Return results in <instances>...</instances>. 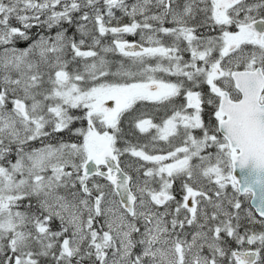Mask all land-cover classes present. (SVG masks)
Masks as SVG:
<instances>
[{"label":"snow or ice","instance_id":"1","mask_svg":"<svg viewBox=\"0 0 264 264\" xmlns=\"http://www.w3.org/2000/svg\"><path fill=\"white\" fill-rule=\"evenodd\" d=\"M0 264H264V0H0Z\"/></svg>","mask_w":264,"mask_h":264},{"label":"rangeland","instance_id":"2","mask_svg":"<svg viewBox=\"0 0 264 264\" xmlns=\"http://www.w3.org/2000/svg\"><path fill=\"white\" fill-rule=\"evenodd\" d=\"M117 15H119V13H117ZM33 31H36V29H33ZM129 38H133V39H135V40H138L139 39V37H138V35L137 36H128ZM137 38V39H136ZM109 40H110V38H109ZM153 63H155V61H153ZM108 104H109V106H111V102H108ZM156 122H159V120H156ZM126 131H127V129H126ZM147 139H148V137L147 136H145L144 134H142V136H140V143H144V142H146L147 141ZM133 143H136L137 142V140H136V138L132 141ZM229 191H230V189H229Z\"/></svg>","mask_w":264,"mask_h":264},{"label":"trees","instance_id":"3","mask_svg":"<svg viewBox=\"0 0 264 264\" xmlns=\"http://www.w3.org/2000/svg\"><path fill=\"white\" fill-rule=\"evenodd\" d=\"M110 58H113V57H110ZM114 59H119V56H116L114 57ZM151 63H153V61H150ZM138 136H140L138 133H137ZM136 138V136H129L128 139H131L132 141Z\"/></svg>","mask_w":264,"mask_h":264},{"label":"flooded vegetation","instance_id":"4","mask_svg":"<svg viewBox=\"0 0 264 264\" xmlns=\"http://www.w3.org/2000/svg\"><path fill=\"white\" fill-rule=\"evenodd\" d=\"M127 39L129 40V41H133V40H135V39H133V38H129V37H127ZM137 39V38H136ZM161 115H162V113H161ZM205 119H207V117H205ZM156 120H159V116H157V118H156ZM137 135V134H136ZM140 136H142V134H139Z\"/></svg>","mask_w":264,"mask_h":264}]
</instances>
